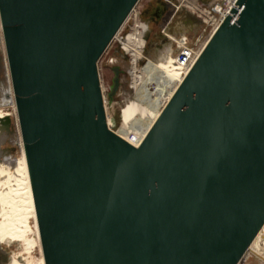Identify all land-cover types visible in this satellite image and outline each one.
I'll return each mask as SVG.
<instances>
[{
  "label": "water",
  "instance_id": "water-1",
  "mask_svg": "<svg viewBox=\"0 0 264 264\" xmlns=\"http://www.w3.org/2000/svg\"><path fill=\"white\" fill-rule=\"evenodd\" d=\"M137 1L0 0L43 263L237 264L264 223V0L233 2L133 145L97 61Z\"/></svg>",
  "mask_w": 264,
  "mask_h": 264
},
{
  "label": "rangeland",
  "instance_id": "rangeland-1",
  "mask_svg": "<svg viewBox=\"0 0 264 264\" xmlns=\"http://www.w3.org/2000/svg\"><path fill=\"white\" fill-rule=\"evenodd\" d=\"M232 1L229 4V0H138L136 2L97 61L109 129L133 145L140 142L167 102L165 95L155 93L152 85L153 74L160 77L162 73L166 74L169 71V65L180 63L182 65L181 61L177 62L176 57H172L175 55L174 49L178 48L179 39L182 38L183 41L185 40V47L192 52H189L192 55L191 60L189 62L187 60L191 65ZM156 11L159 16L153 17L154 23L150 26L151 13ZM142 28L146 30L145 38L140 34ZM163 43L168 49L166 56L158 57L157 65L149 69L148 65L155 47ZM181 65L179 68L182 67ZM113 67L119 71V85L115 93L111 94L115 76ZM14 106L0 26V110L10 112L0 134V166L2 170L7 171L14 168L13 164L20 155L22 147L16 111L13 114ZM13 173V171L9 173L7 186L15 181L16 176ZM10 196L11 198L6 196L5 199L10 200V204H19L15 205L16 215L21 216L18 222L23 221L21 194L14 191ZM29 223L32 225L30 219ZM18 225L20 229L17 240L10 243L0 241V264H39V249L34 244L33 236L28 233L23 223ZM237 264H264V245L253 240Z\"/></svg>",
  "mask_w": 264,
  "mask_h": 264
},
{
  "label": "bare ground",
  "instance_id": "bare-ground-1",
  "mask_svg": "<svg viewBox=\"0 0 264 264\" xmlns=\"http://www.w3.org/2000/svg\"><path fill=\"white\" fill-rule=\"evenodd\" d=\"M184 41L183 38L179 39V43L177 44L178 48L176 50L174 49L175 55H172V57H176L175 60H177V62L181 61L182 65L181 63L178 65H169L168 66L169 71L166 74L162 73V76L160 77H156L154 74L152 76L151 73L152 85L155 93L165 95L166 101L175 91L176 87L183 79L184 75L187 73L190 67V63L189 64L187 63L188 60L187 56L189 52H188V48L185 47L186 45ZM167 50H168L167 45L165 43H163L162 45L160 44V46L158 47H155L152 58L148 65L149 69L157 65V62L159 61L160 57L163 58L166 56ZM181 55L184 56L185 58L181 59L182 58ZM179 65H181L182 67L179 68ZM13 111H14L13 114H15L16 111L15 106L13 107ZM9 115L10 112L8 111L3 112L0 110V134L1 131H3L4 129L5 123L8 120L7 118ZM13 165L14 168H12L11 170L8 169V171L5 169L2 170V167L0 166V241L10 243L17 240L18 230L20 229V226L18 224L23 223L28 233H30V235L33 236L32 239L35 240L34 241L35 246H37V248L39 249V255H40L39 264H44L23 146L21 147L20 155L17 157ZM11 171H13L14 172L13 174H15L16 176L15 181L13 180L14 183L12 182V185L7 186V184L9 185L7 181H8L9 173H11ZM14 191H16L18 194H21L22 196L20 204L23 207V216H22L23 221L20 222L18 221L21 219V216L18 217V215H16L17 207L15 206L18 203L10 204V200H8L9 201L8 202L5 199L6 196L11 198L10 195L13 194ZM29 219L32 221V225H30ZM16 225H17V230H16ZM253 240L261 245H264V223L257 232V234L255 235V237L253 238Z\"/></svg>",
  "mask_w": 264,
  "mask_h": 264
},
{
  "label": "built area",
  "instance_id": "built-area-1",
  "mask_svg": "<svg viewBox=\"0 0 264 264\" xmlns=\"http://www.w3.org/2000/svg\"><path fill=\"white\" fill-rule=\"evenodd\" d=\"M230 1H231V0H229L228 4L230 3ZM234 1H235V0L232 1L231 5L233 4ZM228 4H227V5H228ZM231 5H230V7H231ZM225 7H226V6H225ZM230 7H229V8H230ZM131 10H132V9H131ZM228 10H229V9H228ZM228 10H227V11H228ZM227 11H226V12H227ZM130 12H131V11H130ZM130 12H129V13H130ZM225 14H226V13H225ZM225 14H224V15H225ZM223 17H224V16H223ZM223 17H221V20H222ZM219 23H220V22H219ZM219 23H218V24H219ZM217 26H218V25H217ZM142 29H143V28H142ZM215 29H216V28H215ZM215 29H214V30H215ZM214 30H213V31H214ZM141 31H142V30H141ZM212 33H213V32H212ZM140 34H141V33H140ZM202 48H203V47H202ZM202 48H201V50H202ZM201 50H200V51H201ZM188 52H191V51H188ZM191 53H192V52H191ZM191 53H190V54H191ZM199 53H200V52H199ZM199 53H198V54H199ZM190 54H189V55H190ZM197 56H198V55H197ZM197 56H196V57H197ZM181 57H182V58H181ZM181 57H180L181 59H184V58H185V57L182 56V55H181ZM196 57L194 58V60L196 59ZM180 58H179V59H180ZM191 58H192V55H190V56L188 57V62L191 60ZM194 60L192 61V63L194 62ZM192 63H191V65H192ZM191 65H190V67H191ZM190 67H189V68H190ZM188 70H189V69H188Z\"/></svg>",
  "mask_w": 264,
  "mask_h": 264
},
{
  "label": "flooded vegetation",
  "instance_id": "flooded-vegetation-1",
  "mask_svg": "<svg viewBox=\"0 0 264 264\" xmlns=\"http://www.w3.org/2000/svg\"><path fill=\"white\" fill-rule=\"evenodd\" d=\"M152 14V16H151V18L150 19H152V21H149V24H150V26H152L153 25V21H154V19H153V17H158L159 16V14H158V11H156V12H153V13H151ZM146 30L143 28L142 29V31H141V36H143L144 38L146 37Z\"/></svg>",
  "mask_w": 264,
  "mask_h": 264
}]
</instances>
